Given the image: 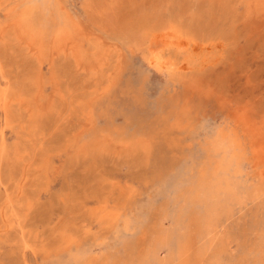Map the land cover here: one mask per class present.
<instances>
[{"label":"rangeland","instance_id":"1","mask_svg":"<svg viewBox=\"0 0 264 264\" xmlns=\"http://www.w3.org/2000/svg\"><path fill=\"white\" fill-rule=\"evenodd\" d=\"M0 264H264V0H0Z\"/></svg>","mask_w":264,"mask_h":264},{"label":"bare ground","instance_id":"2","mask_svg":"<svg viewBox=\"0 0 264 264\" xmlns=\"http://www.w3.org/2000/svg\"><path fill=\"white\" fill-rule=\"evenodd\" d=\"M159 59H161L160 56H159V57H158V56L154 57V62H158V61H160ZM164 61H165V60H164Z\"/></svg>","mask_w":264,"mask_h":264}]
</instances>
